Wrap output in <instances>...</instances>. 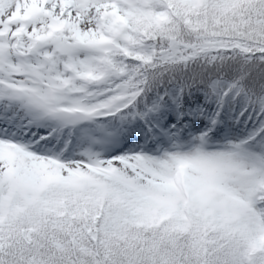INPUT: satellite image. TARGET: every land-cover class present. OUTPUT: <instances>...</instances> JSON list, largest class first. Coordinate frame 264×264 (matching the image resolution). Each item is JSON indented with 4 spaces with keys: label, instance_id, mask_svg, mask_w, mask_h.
Here are the masks:
<instances>
[{
    "label": "snow or ice",
    "instance_id": "snow-or-ice-1",
    "mask_svg": "<svg viewBox=\"0 0 264 264\" xmlns=\"http://www.w3.org/2000/svg\"><path fill=\"white\" fill-rule=\"evenodd\" d=\"M0 264H264V0H0Z\"/></svg>",
    "mask_w": 264,
    "mask_h": 264
}]
</instances>
